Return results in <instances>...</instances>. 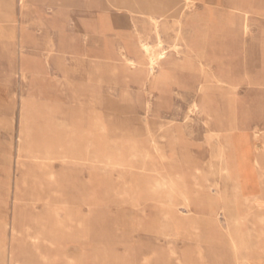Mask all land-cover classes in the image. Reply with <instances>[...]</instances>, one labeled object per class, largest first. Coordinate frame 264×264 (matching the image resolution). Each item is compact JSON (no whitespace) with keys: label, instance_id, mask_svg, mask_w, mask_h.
<instances>
[{"label":"rangeland","instance_id":"obj_1","mask_svg":"<svg viewBox=\"0 0 264 264\" xmlns=\"http://www.w3.org/2000/svg\"><path fill=\"white\" fill-rule=\"evenodd\" d=\"M120 1L0 0V264H264V0Z\"/></svg>","mask_w":264,"mask_h":264},{"label":"bare ground","instance_id":"obj_2","mask_svg":"<svg viewBox=\"0 0 264 264\" xmlns=\"http://www.w3.org/2000/svg\"><path fill=\"white\" fill-rule=\"evenodd\" d=\"M24 1V0H23ZM122 1V0H121ZM121 1H120V3H121ZM129 1V0H128ZM139 1V0H138ZM213 1V3H215V2H218V0H212ZM27 2V1H26ZM132 2V1H131ZM134 2V1H133ZM133 2L131 3L132 5H133ZM164 2L165 1H163V0H148V9L150 10V11H152V12H158V13H161V14H163V12H165L164 11ZM54 4V3H53ZM128 4V3H127ZM188 4H189V2H188ZM24 5V4H23ZM140 5V4H139ZM143 5V4H142ZM145 5V4H144ZM186 5H187V3H186ZM193 5V4H192ZM130 6V5H129ZM144 8H145V6H143ZM192 7V6H191ZM227 8V7H226ZM231 8H232V10H235V11H237L238 13H239V15H241V18L243 19V21L244 20H246V18H247V14H248V11L243 7V5L241 4V2L239 1V0H232L231 1ZM171 12V14H172V10L170 11ZM187 17V16H186ZM150 19L151 20H154V18L151 16L150 17ZM182 20V22H183V19H181ZM179 21V20H178ZM182 22H181V24H182ZM158 23V22H157ZM180 23V22H179ZM159 24V23H158ZM160 26V25H159ZM18 27V26H17ZM16 27V28H17ZM151 27V26H150ZM187 27V26H186ZM12 28V27H11ZM28 28V27H27ZM184 28V27H183ZM152 29V28H151ZM191 29V28H190ZM160 30V29H159ZM175 30V29H174ZM153 31V30H152ZM161 31V30H160ZM125 32V31H124ZM181 32V31H180ZM62 34V33H61ZM143 34V33H142ZM161 34V33H160ZM61 37V36H60ZM101 37V36H100ZM148 37V36H147ZM160 37H162V36H160ZM179 37V36H178ZM156 38V37H155ZM63 39V38H62ZM158 40V39H157ZM64 41V40H63ZM162 42V41H161ZM159 43V42H158ZM90 44V43H89ZM60 45V44H59ZM64 45V44H63ZM86 45V44H85ZM102 46V45H101ZM165 46V45H164ZM141 47H142V49L144 50V52H145V54L147 55L146 57L148 58V63H149V69H150V71L151 72H153V70H154V66H155V64L158 62V60L161 58V56H162V53H159V52H155V51H153L152 49H150V47H149V45L147 44V42L146 43H142L141 44ZM103 48V47H102ZM61 49V48H60ZM135 49V48H134ZM159 49V48H158ZM124 50V49H123ZM121 51V50H120ZM162 51V50H161ZM52 52V51H51ZM58 52V51H57ZM56 52V53H57ZM48 54H50V53H48ZM122 54V53H121ZM125 54V53H124ZM71 55V54H70ZM52 56V55H51ZM50 56V57H51ZM65 56V55H64ZM127 58V57H126ZM51 59V58H50ZM49 59V60H50ZM202 59V58H201ZM204 59V58H203ZM128 61V60H127ZM160 61V60H159ZM200 61V60H199ZM54 62V61H53ZM130 62V61H129ZM116 63V62H115ZM131 63H133V62H131ZM139 63V62H138ZM207 63V62H206ZM210 64V63H209ZM140 65V64H139ZM157 69H158V67H156ZM116 72V71H115ZM156 73V72H155ZM150 74V73H149ZM107 86V85H106ZM121 87V86H120ZM105 89V88H104ZM45 90V89H44ZM106 91V90H105ZM33 97V96H32ZM36 97V96H35ZM50 97V96H49ZM32 99V98H31ZM91 99V98H90ZM93 99V98H92ZM28 103V102H27ZM38 103V102H37ZM194 103V102H193ZM31 104V103H30ZM38 105V104H37ZM191 105V104H190ZM193 106V105H192ZM192 108V107H191ZM33 109V108H32ZM99 109V108H98ZM100 109H102V108H100ZM35 110V109H34ZM33 110V111H34ZM38 110V109H37ZM192 110V109H191ZM195 110V109H194ZM75 111V110H74ZM79 111V110H78ZM77 111V112H78ZM103 112V111H102ZM189 112H190V110H189ZM188 112V113H189ZM80 113V112H79ZM197 114V113H196ZM65 115V114H64ZM104 115V114H103ZM72 116V115H71ZM75 116V115H74ZM98 116V115H97ZM189 119V118H188ZM64 120V119H63ZM79 122H80V120H79ZM90 123V122H89ZM91 126V125H90ZM94 128V127H93ZM102 128V127H101ZM140 128V127H139ZM142 128V127H141ZM140 128V129H141ZM97 129V128H96ZM139 130V129H138ZM255 131V130H254ZM262 131V130H261ZM240 134H242V133H240ZM239 134V135H240ZM84 135H85V133H84ZM256 137V136H255ZM262 138V137H261ZM242 139H243V137H242ZM259 139V138H258ZM244 140H246V139H244ZM243 141V140H242ZM264 144V143H263ZM124 145V144H123ZM231 145H232V143H231ZM118 146V145H117ZM119 147V146H118ZM234 147V146H233ZM242 147H243V145H242ZM121 149H123V148H121ZM240 149H241V147H240ZM249 149V148H248ZM248 149H246V150H248ZM237 150V149H236ZM99 151H101V150H99ZM221 151V153H222V157H223V152H224V150L223 149H221L220 150ZM231 151L233 152V150L231 149ZM241 151V150H240ZM244 151H245V149H244ZM243 151V152H244ZM231 152V153H232ZM100 153V152H99ZM237 153V152H236ZM242 153V152H241ZM102 154V153H101ZM122 154H123V152H122ZM245 154V153H244ZM48 155V154H47ZM97 155V154H96ZM103 155V154H102ZM245 155H247V154H245ZM249 155V154H248ZM109 156V155H108ZM238 156V155H237ZM119 157H121V156H119ZM118 157V158H119ZM233 157V156H232ZM249 157V156H248ZM247 157V158H248ZM95 158V157H94ZM60 159V158H59ZM27 160V159H26ZM124 160V159H123ZM138 160V159H137ZM239 160V159H238ZM250 160V159H249ZM234 161V160H233ZM53 162V161H52ZM74 162V161H73ZM96 162V161H95ZM106 162H108V161H106ZM239 162V161H238ZM251 162V161H250ZM62 163V162H61ZM101 163H103V162H101ZM127 163V162H126ZM220 163V162H219ZM252 163V162H251ZM264 154H262V153H260V154H257V157H256V159H255V166L256 167H258L260 170H264ZM66 164V163H65ZM116 164V163H115ZM121 164V163H120ZM128 164V163H127ZM232 164V163H231ZM240 164V163H239ZM246 164V163H245ZM60 165V164H59ZM98 165V164H97ZM118 165H119V163H118ZM101 166V165H100ZM231 166H233V165H231ZM235 166V165H234ZM248 166V165H247ZM117 167V166H116ZM132 167V166H131ZM246 167V166H245ZM246 168H248V167H246ZM67 169V168H66ZM126 169V168H125ZM244 170H245V168H243ZM100 170V169H99ZM113 170V169H112ZM225 170V169H224ZM240 170H242L241 169V167H240ZM243 170V171H244ZM101 171V170H100ZM130 171H132V169L130 170ZM104 172V171H103ZM109 172V171H108ZM112 172V171H111ZM133 172V171H132ZM222 172V171H221ZM234 172V171H233ZM241 172V171H240ZM245 172V171H244ZM244 172H242L243 174H245ZM247 172V171H246ZM248 172H251L250 171V169H248ZM248 172L246 173V174H248ZM125 173H126V171H125ZM230 174H231V170H230ZM242 174V175H243ZM250 174V173H249ZM256 175L258 176V177H262L260 174H259V172L258 173H256ZM161 176V175H160ZM166 176H168V175H166ZM244 176V175H243ZM246 176H248V175H246ZM164 177V176H163ZM77 178V177H76ZM234 178H235V176H234ZM246 178H248V179H246ZM245 179H246V181L247 180H249V179H251V178H249V176L248 177H246ZM117 179H119V178H117ZM176 179H178V178H176ZM241 179V178H240ZM106 180H107V177H106ZM182 180V179H181ZM243 180H244V177H243ZM252 180H253V178H252ZM235 181V180H234ZM111 182V181H110ZM166 182H168L169 184H171L172 182H171V180H167ZM245 182V181H244ZM119 183V182H118ZM252 183H253V181H252ZM184 184V183H183ZM235 184V183H234ZM247 184V183H246ZM233 185V184H232ZM245 185V184H244ZM248 185V184H247ZM250 185L252 186V184H251V182H250ZM112 186V185H111ZM243 186V185H242ZM73 187V186H72ZM79 187V186H78ZM116 187V186H115ZM119 187V186H118ZM264 187V186H263ZM111 188V187H110ZM135 188V187H134ZM71 189V188H70ZM118 189V188H117ZM85 190V189H84ZM119 192V191H118ZM250 192V191H249ZM135 193H136V191H135ZM109 194V193H108ZM252 194H253V192H252ZM83 195V194H82ZM106 196V195H105ZM117 196V195H116ZM121 197V196H120ZM126 198V197H125ZM88 199V198H87ZM131 199V198H130ZM117 201V200H116ZM82 202V201H81ZM117 204V203H116ZM262 204H264V199L262 198V197H260L259 195L257 196V197H255L254 198V200H252L251 201V203H250V205H254V206H256V207H260ZM128 205V204H127ZM125 206V205H124ZM135 206V205H134ZM81 207V206H80ZM115 207V206H114ZM129 207V206H128ZM93 210V209H92ZM60 211V210H59ZM99 211H101V210H99ZM86 213V212H85ZM99 213V212H98ZM77 214H79V213H77ZM90 214V213H89ZM101 214V213H100ZM93 215V214H92ZM95 215V214H94ZM99 215V214H98ZM103 216V215H102ZM105 216V215H104ZM94 217V216H93ZM99 217V216H98ZM97 217V218H98ZM230 217H231V215L229 216L228 214L226 215V221H227V226H229L230 224H231V219H230ZM101 218V217H100ZM96 219V218H95ZM108 219V218H107ZM93 220V219H92ZM90 221V220H89ZM94 221V220H93ZM114 223V222H113ZM239 224V223H238ZM114 225V224H113ZM89 226V225H88ZM36 227V226H35ZM76 230V229H75ZM237 230V229H236ZM117 231V230H116ZM92 232V231H91ZM233 232V231H232ZM245 233V232H244ZM114 234V233H113ZM120 235H121V233H120ZM123 235V234H122ZM175 235V234H174ZM89 236V235H88ZM78 237V236H77ZM115 237V236H114ZM123 237V236H122ZM165 237V236H164ZM173 237V236H172ZM82 238V237H81ZM91 238V237H90ZM101 238V237H100ZM100 238H99V240H100ZM113 238V237H112ZM111 238V239H112ZM124 238V237H123ZM128 238V237H127ZM166 238V237H165ZM238 238V237H237ZM249 238V237H248ZM89 239V238H88ZM97 239V238H96ZM102 239V238H101ZM110 239V240H111ZM26 240V239H25ZM92 240H93V238H92ZM113 240V239H112ZM119 240V239H118ZM129 240V239H128ZM137 240V239H136ZM144 240V239H143ZM234 240V239H233ZM258 240V239H257ZM38 241V240H37ZM153 242V241H152ZM235 242V241H234ZM33 243V242H32ZM94 243V242H93ZM97 243V242H96ZM105 243V242H104ZM108 243V242H107ZM257 243V242H256ZM258 244V243H257ZM16 246H17V244H16ZM22 246V245H21ZM124 246V245H123ZM126 246H127V244H126ZM178 246V245H177ZM194 246V245H193ZM132 247V246H131ZM140 247V246H139ZM168 247V246H167ZM179 247V246H178ZM17 249H18V247H17ZM21 249V248H20ZM95 249V248H94ZM100 249V248H99ZM119 249V248H118ZM117 249V250H118ZM172 249V248H171ZM19 250V249H18ZM91 250H93V249H91ZM17 251V250H16ZM20 251V250H19ZM132 251V250H131ZM134 251V250H133ZM21 252V251H20ZM92 252V251H91ZM132 253V252H131ZM239 253V252H238ZM26 254V253H25ZM168 254V253H167ZM151 255V254H150ZM149 255V256H150ZM153 256V255H152ZM133 257V256H132ZM50 258V257H49ZM91 258V257H90ZM171 258V257H170ZM22 260V259H21ZM238 260V259H237ZM28 262V261H27ZM243 262V264H244V262L245 261H242ZM26 263V262H25ZM146 263V262H145ZM215 263V262H214ZM23 264V263H22ZM217 264V263H216ZM220 264V263H219ZM240 264V263H239Z\"/></svg>","mask_w":264,"mask_h":264},{"label":"crops","instance_id":"obj_3","mask_svg":"<svg viewBox=\"0 0 264 264\" xmlns=\"http://www.w3.org/2000/svg\"><path fill=\"white\" fill-rule=\"evenodd\" d=\"M258 59L262 60V62L264 63V39L254 40V62ZM258 79L260 80L259 83L262 84L264 82V77L262 75L259 76ZM254 102H255V100H254ZM261 125H264V123L254 122V126H261ZM237 134H239V133H237Z\"/></svg>","mask_w":264,"mask_h":264}]
</instances>
